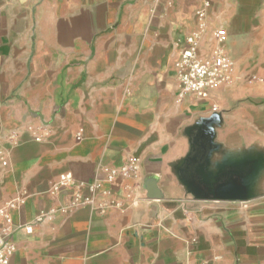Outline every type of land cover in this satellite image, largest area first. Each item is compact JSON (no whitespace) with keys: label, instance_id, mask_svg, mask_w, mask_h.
Returning <instances> with one entry per match:
<instances>
[{"label":"crops","instance_id":"0c3cea01","mask_svg":"<svg viewBox=\"0 0 264 264\" xmlns=\"http://www.w3.org/2000/svg\"><path fill=\"white\" fill-rule=\"evenodd\" d=\"M199 3L0 0V205L26 194L9 264H264V86L248 81L264 71V0L214 1L209 29L228 31L232 82L178 99L174 62ZM215 113L210 170L260 161L247 201L198 200L176 173L188 128ZM133 155L138 176L112 187L118 206L33 224L71 194L49 193L58 174L92 182Z\"/></svg>","mask_w":264,"mask_h":264},{"label":"built area","instance_id":"2783aa9c","mask_svg":"<svg viewBox=\"0 0 264 264\" xmlns=\"http://www.w3.org/2000/svg\"><path fill=\"white\" fill-rule=\"evenodd\" d=\"M159 1V0H157ZM200 3L195 9L196 26L191 34L186 36V45L181 49L178 58L174 62L176 85L178 87L177 97L183 98L191 95L198 99H206L215 89L228 85L234 76V66L232 58L228 53L227 40L228 31L223 25L217 24L209 29L210 11L215 0H199ZM210 34L207 53L200 49L206 36ZM248 81H254L264 86V71L257 75H251ZM1 130V124H0ZM82 137L80 129L76 138ZM15 134H7V140L13 141ZM34 140L40 139L35 137ZM0 160L2 165L7 161L0 147ZM140 157L131 156L120 166L105 168L104 178L94 179L92 182H81L75 180L70 173H60L55 182L48 189L50 194H59V191L70 188V195L59 207L50 208L48 211L39 213L33 224L40 223L44 219L51 218L57 211L65 214L72 212L79 207H90L99 213H105L108 207L118 206L119 200L113 195L112 187L117 179L129 180L138 176L140 169ZM26 201V194H21L6 200L0 205V264H9L10 258L16 251L15 244L10 238L13 230V217L11 210L20 208ZM31 233L32 224L19 226Z\"/></svg>","mask_w":264,"mask_h":264},{"label":"water","instance_id":"95a60500","mask_svg":"<svg viewBox=\"0 0 264 264\" xmlns=\"http://www.w3.org/2000/svg\"><path fill=\"white\" fill-rule=\"evenodd\" d=\"M217 113L202 118L188 128L190 149L176 173L185 188L198 200L247 201L253 196V182L257 175L259 159L241 158L224 160L210 170L214 143L213 126L218 122Z\"/></svg>","mask_w":264,"mask_h":264}]
</instances>
